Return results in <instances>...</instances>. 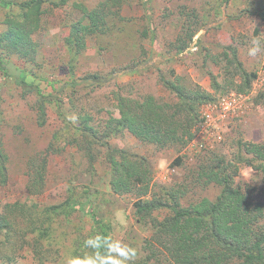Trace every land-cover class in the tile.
<instances>
[{
	"label": "rangeland",
	"instance_id": "374dc122",
	"mask_svg": "<svg viewBox=\"0 0 264 264\" xmlns=\"http://www.w3.org/2000/svg\"><path fill=\"white\" fill-rule=\"evenodd\" d=\"M26 1L0 7V142L7 175L0 215L27 217L16 220L18 242L0 264H67L95 251L84 241L97 234L110 237L114 247L120 241L135 248L134 264H179L165 248L170 236L164 225L173 203L189 209L215 200L221 188L208 182L211 172L230 176L254 216L253 232L260 229L264 171L258 166L264 163L247 149L264 148V51L256 57L247 52L254 37L264 43V0H40L37 18L23 20ZM93 18L97 28L90 26ZM11 19L22 26L13 33L27 35L17 45L7 33ZM83 26L91 32L83 33L71 58L67 39ZM227 47L245 71L256 73L249 89H239L226 65ZM21 75L50 98L43 118L38 97L11 78ZM169 85L187 95L198 116L190 140L160 147L126 129L114 131L120 97L128 104L152 97L170 114L178 98ZM111 150L127 153L143 179L134 176L129 192L111 189ZM86 199L99 223L78 207ZM137 201L162 206L138 214ZM32 217L39 226L34 232L28 230ZM107 244L100 255L118 256ZM197 255L195 264H207Z\"/></svg>",
	"mask_w": 264,
	"mask_h": 264
},
{
	"label": "trees",
	"instance_id": "16d2710c",
	"mask_svg": "<svg viewBox=\"0 0 264 264\" xmlns=\"http://www.w3.org/2000/svg\"><path fill=\"white\" fill-rule=\"evenodd\" d=\"M61 2L64 3L66 0H61ZM5 4L6 0H0V7L5 6ZM40 4V0L23 2L21 4L23 20H26L28 16L37 18ZM93 15V12L87 13L88 17ZM91 20V28H97L98 19L93 18ZM18 27L22 29L21 23L11 19L7 27V33L14 37L15 33L13 32L15 31L13 29ZM81 32L79 34L71 31L70 37L67 39L68 53L71 58L76 56L82 46L83 33L91 32L90 27H81ZM26 36L17 33L14 45L20 43L22 38ZM226 50L230 55L226 65L232 66L234 76L239 78V89H249L256 73L247 72L243 69L232 47H227ZM1 73L6 74V71L1 68ZM11 78L24 93H34L38 97V110L40 117L43 118L45 103L51 102L50 98L43 96L37 87L26 83L23 75ZM96 82H101V80ZM168 88L174 90L178 98V102L172 106L173 110L170 114L166 112L165 105H158L152 97H148L142 102L135 100L130 104L126 99L120 97V118L117 120L114 131L126 129L143 140L155 143L160 147L177 142L185 144L192 136L190 127L197 124L199 119L196 114L191 113L192 108L189 105L187 95L179 92L173 85H169ZM202 100H205V98L202 97L200 102ZM184 113L187 115H184ZM187 122L191 124L189 125ZM40 123L42 124V122ZM247 151L264 163V148L262 146L252 144ZM113 153L118 154L119 159H115ZM4 162L5 155L2 152L0 142V185H4L7 181ZM108 163L111 166L109 183L114 193L129 192L134 176L136 178L135 182L143 181L140 173L133 168L129 155L123 150H111L108 154ZM247 165L250 166V163L247 162ZM258 168L264 171V164L259 165ZM207 179L208 182H213L221 188L219 194L214 201L204 199L189 209L179 208L178 203H173L174 205L171 207L172 218L168 224L164 225L163 229V232L170 236V244L165 245V248L169 250L171 256L180 258L178 260L179 264H195V262H198L195 260V258H199L198 253L201 254L200 258L205 259L207 264H226L231 260L237 261L238 264H264V223L257 232H253L251 225L254 224V221L251 218L254 216H249L248 203L245 201V197L231 187L232 180L229 175L211 172L207 174ZM77 204L85 214L91 217L94 223H99L91 201L86 199L84 202ZM65 205L68 210L74 209L70 202L65 203ZM134 206L136 212L141 214L151 212L162 205L137 201ZM7 207L9 205L4 206V208ZM51 209L55 214L64 212L57 207ZM257 212L258 215L263 214L262 209ZM22 216L24 219L27 218L24 217V214ZM22 216L18 214V217L22 218ZM18 217L11 214L9 221V218L0 215V233L2 231L6 232L3 243L0 242L1 259L10 256L18 242L17 232H20L19 227L17 228L19 224L16 221ZM12 218L13 221L11 222ZM29 220L30 227L28 230L30 232L39 230V226L33 222V217ZM43 234H45L44 231ZM36 256L38 257V254ZM44 258L45 260L48 259L46 254H44Z\"/></svg>",
	"mask_w": 264,
	"mask_h": 264
},
{
	"label": "clouds",
	"instance_id": "9594fccd",
	"mask_svg": "<svg viewBox=\"0 0 264 264\" xmlns=\"http://www.w3.org/2000/svg\"><path fill=\"white\" fill-rule=\"evenodd\" d=\"M261 51H264V43L260 38H253L251 40V46L248 48V56L256 57ZM117 216H120V213H117ZM111 240L110 237H104L101 235L91 236L84 241V246L92 245L95 248V251L92 253H85L83 258L71 257L67 260V264H97V261H100V264H134L135 259L137 258V250L131 247L129 244H124L120 241H114L115 247L113 244H107V241ZM107 244V247L118 253V256H112L111 254H106L103 257L100 255L101 249L104 245Z\"/></svg>",
	"mask_w": 264,
	"mask_h": 264
}]
</instances>
